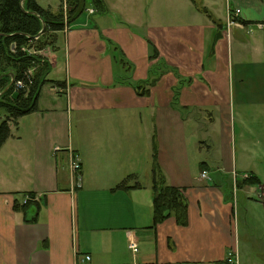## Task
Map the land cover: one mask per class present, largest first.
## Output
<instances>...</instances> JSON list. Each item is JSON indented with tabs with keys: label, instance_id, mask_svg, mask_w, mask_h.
Instances as JSON below:
<instances>
[{
	"label": "crops",
	"instance_id": "1",
	"mask_svg": "<svg viewBox=\"0 0 264 264\" xmlns=\"http://www.w3.org/2000/svg\"><path fill=\"white\" fill-rule=\"evenodd\" d=\"M102 1L47 46L62 85L9 123L0 264H264V0ZM159 63L165 72L138 94ZM204 147L214 159H200ZM153 168L182 191L184 225H153ZM249 176L259 200L244 190Z\"/></svg>",
	"mask_w": 264,
	"mask_h": 264
},
{
	"label": "trees",
	"instance_id": "2",
	"mask_svg": "<svg viewBox=\"0 0 264 264\" xmlns=\"http://www.w3.org/2000/svg\"><path fill=\"white\" fill-rule=\"evenodd\" d=\"M64 2L67 6V24H70L84 10L85 0ZM93 3L95 10L105 11L102 0H93ZM62 7L63 0L56 12L42 8L35 0H0V147L10 135L9 123H15L18 118L35 111L42 87L51 82L47 78L51 69L48 60L29 50L33 46L37 50L53 46L55 33L64 27ZM43 24L44 30L40 34ZM157 55L156 48L152 46L151 58ZM164 72L162 63L151 67L146 80L134 86L136 92L140 95L147 93V87L153 85L156 77ZM17 82L21 83L20 87L16 85ZM55 83L62 85L61 82ZM152 172L153 225L170 216L178 224L184 225L187 202L182 191L178 187L166 185L157 168H153ZM244 181L248 185L259 182L250 176ZM34 204L33 197L29 195L20 209L26 210ZM15 208H19V205L15 204Z\"/></svg>",
	"mask_w": 264,
	"mask_h": 264
},
{
	"label": "rangeland",
	"instance_id": "3",
	"mask_svg": "<svg viewBox=\"0 0 264 264\" xmlns=\"http://www.w3.org/2000/svg\"><path fill=\"white\" fill-rule=\"evenodd\" d=\"M37 2L44 8H48L49 6H51V8H53L54 10H58L59 6H60V0H37ZM91 8H95V5L93 3V0H85V6H84V10L82 11V13L80 14L79 18L80 19H83V18H88L89 17V9ZM91 15V14H90ZM78 18V19H79ZM64 20V18H63ZM67 21V19H66ZM77 21V20H75ZM67 24V22H66ZM68 25V24H67ZM64 29V27H63ZM34 45V44H33ZM33 48L35 50H37L34 46ZM59 69V67L57 68ZM48 80H51V82H47L41 89V95L44 96L46 99H48L51 95H53V93L50 91V87L52 85H54V82H61V80H63L65 78V75H64V70H55V69H50L49 71V74H48ZM60 80V81H59ZM54 81V82H53ZM14 124V123H13ZM261 126H263V131L260 133L261 134V138L259 139V144L257 146V149H258V152L256 153H259L260 156L264 157V122L261 123ZM235 128H236V131L238 132V123L235 122ZM232 129H233V126H232ZM236 132V133H237ZM257 133V132H256ZM197 135V138L194 139L192 141V143L194 142V145H198L197 143L202 140V138H200V136L202 135L201 133H193V136ZM205 139V137H204ZM207 139V138H206ZM252 142L253 141H249L248 144L252 146ZM253 149V147H252ZM223 154V153H222ZM237 154H239V150L237 152ZM212 157H211V156ZM251 156H254V153L251 154ZM211 159L213 158L214 159V156H213V152H207L206 150V147H204L201 151V154H200V159ZM210 163V169H209V173H210V177L212 178L214 175H213V172H214V168L216 167V165L220 164V162H218V159L216 162H209ZM262 165V164H260ZM246 187L244 188V190H248L250 189V193L252 195V197H254L256 200L258 199L259 200V197H257V194L259 192L257 186L255 184L253 185H245ZM239 204H238V208H239V211L240 213L244 214V209L245 208H248V204L246 202V200H242V197H241V193L239 194ZM256 212V211H255ZM254 212V213H255ZM253 213V215H254ZM261 215V214H260Z\"/></svg>",
	"mask_w": 264,
	"mask_h": 264
},
{
	"label": "built area",
	"instance_id": "4",
	"mask_svg": "<svg viewBox=\"0 0 264 264\" xmlns=\"http://www.w3.org/2000/svg\"><path fill=\"white\" fill-rule=\"evenodd\" d=\"M62 10H63V18H64V30L67 29L68 25L66 24V19H67V6H66V3L64 2L63 3V7H62ZM90 14H93L94 13V9H89L88 10ZM240 13V10L239 9H235V10H232V9H229L227 11V16H228V25H231V24H235V17ZM261 29L264 30V24L263 25H260ZM37 37H35V39H37ZM30 53L32 54H36V55H39L43 58H48V55L50 53V49L48 47H45L43 49H38V50H35L34 48H31L29 50ZM16 85L18 87L21 86V83L20 82H17ZM70 169L72 171V173L75 175V178L77 180V187L80 186V163H79V160L77 158V156H73L71 158V161H70ZM201 176L202 177H206V171H202L201 172ZM28 198H26L27 200ZM26 202V201H25ZM129 247L134 251L136 252L137 251V246L135 243L133 242H130L129 244ZM86 259L88 260L89 257H86Z\"/></svg>",
	"mask_w": 264,
	"mask_h": 264
},
{
	"label": "water",
	"instance_id": "5",
	"mask_svg": "<svg viewBox=\"0 0 264 264\" xmlns=\"http://www.w3.org/2000/svg\"><path fill=\"white\" fill-rule=\"evenodd\" d=\"M43 30H44V24H43V27H42V29H41V32H40V34L43 32Z\"/></svg>",
	"mask_w": 264,
	"mask_h": 264
}]
</instances>
